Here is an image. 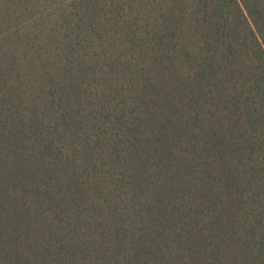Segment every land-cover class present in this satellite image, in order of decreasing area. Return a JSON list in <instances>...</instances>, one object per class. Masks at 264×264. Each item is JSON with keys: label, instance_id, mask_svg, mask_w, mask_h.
Instances as JSON below:
<instances>
[{"label": "trees", "instance_id": "16d2710c", "mask_svg": "<svg viewBox=\"0 0 264 264\" xmlns=\"http://www.w3.org/2000/svg\"><path fill=\"white\" fill-rule=\"evenodd\" d=\"M0 264H264V0H0Z\"/></svg>", "mask_w": 264, "mask_h": 264}]
</instances>
